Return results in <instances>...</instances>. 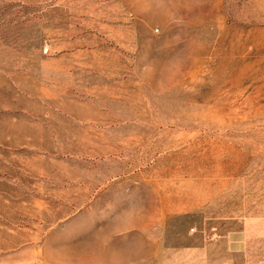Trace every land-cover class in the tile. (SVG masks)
I'll list each match as a JSON object with an SVG mask.
<instances>
[{
    "label": "rangeland",
    "instance_id": "obj_1",
    "mask_svg": "<svg viewBox=\"0 0 264 264\" xmlns=\"http://www.w3.org/2000/svg\"><path fill=\"white\" fill-rule=\"evenodd\" d=\"M0 167V264H264V0H0Z\"/></svg>",
    "mask_w": 264,
    "mask_h": 264
},
{
    "label": "crops",
    "instance_id": "obj_2",
    "mask_svg": "<svg viewBox=\"0 0 264 264\" xmlns=\"http://www.w3.org/2000/svg\"><path fill=\"white\" fill-rule=\"evenodd\" d=\"M16 122H21V120H17ZM7 141H9V139H7ZM3 147L9 150H11L10 148H12L11 146L6 144H4ZM22 174L23 172L21 168L17 169L16 167H0V190L22 188ZM26 180L27 177L25 176V181ZM2 195L3 204L6 198L4 197V194Z\"/></svg>",
    "mask_w": 264,
    "mask_h": 264
},
{
    "label": "built area",
    "instance_id": "obj_3",
    "mask_svg": "<svg viewBox=\"0 0 264 264\" xmlns=\"http://www.w3.org/2000/svg\"><path fill=\"white\" fill-rule=\"evenodd\" d=\"M49 51V49H45V53H47Z\"/></svg>",
    "mask_w": 264,
    "mask_h": 264
}]
</instances>
